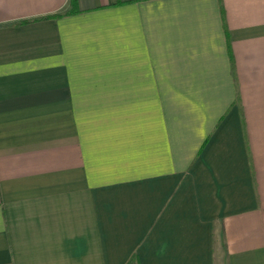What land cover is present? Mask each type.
I'll list each match as a JSON object with an SVG mask.
<instances>
[{"label": "crops", "instance_id": "crops-1", "mask_svg": "<svg viewBox=\"0 0 264 264\" xmlns=\"http://www.w3.org/2000/svg\"><path fill=\"white\" fill-rule=\"evenodd\" d=\"M131 256L264 264V0H0V264Z\"/></svg>", "mask_w": 264, "mask_h": 264}, {"label": "trees", "instance_id": "trees-1", "mask_svg": "<svg viewBox=\"0 0 264 264\" xmlns=\"http://www.w3.org/2000/svg\"><path fill=\"white\" fill-rule=\"evenodd\" d=\"M72 4L75 2V0H71ZM73 12V11H72ZM75 12V11H74ZM70 12H66V13H63V14H69ZM59 15V14H57ZM56 14H53L51 15V17H54V16H57ZM50 17V16H49ZM124 264H139L136 257L135 256H131L127 262H125Z\"/></svg>", "mask_w": 264, "mask_h": 264}]
</instances>
